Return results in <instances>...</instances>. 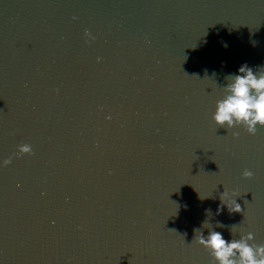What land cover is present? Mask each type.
I'll return each instance as SVG.
<instances>
[{
	"label": "water",
	"instance_id": "obj_1",
	"mask_svg": "<svg viewBox=\"0 0 264 264\" xmlns=\"http://www.w3.org/2000/svg\"><path fill=\"white\" fill-rule=\"evenodd\" d=\"M245 62L264 0H0V264H213L206 219L264 243V127L211 119Z\"/></svg>",
	"mask_w": 264,
	"mask_h": 264
},
{
	"label": "clouds",
	"instance_id": "obj_2",
	"mask_svg": "<svg viewBox=\"0 0 264 264\" xmlns=\"http://www.w3.org/2000/svg\"><path fill=\"white\" fill-rule=\"evenodd\" d=\"M85 36L89 37L85 40L86 43L95 39L88 29H85ZM224 47H227V42L224 43ZM225 80L227 83L223 85L224 94L216 100L211 114L212 121L218 127L231 131L233 137L239 135V132L233 131L239 127H243L249 135H255L258 128L264 127V66L254 70L245 62L239 66L235 74L226 75ZM23 153L31 154V145H18V154ZM10 162V158H6L0 162V167ZM242 175L248 178L253 172L244 169ZM236 196L233 191L232 198H229V192L225 189L220 194L221 205L217 211L219 212L224 205L228 207L229 212L241 211ZM206 212L210 213V210ZM216 223L217 227H224L221 222ZM202 228L208 229L207 235L203 233ZM202 228L194 229V239L209 253L213 264H264V243H256L251 231L240 234L239 238L233 234L231 239H226L221 232L210 226L207 219L202 222Z\"/></svg>",
	"mask_w": 264,
	"mask_h": 264
}]
</instances>
